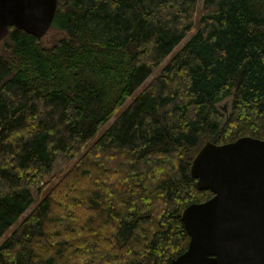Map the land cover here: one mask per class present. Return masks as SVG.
<instances>
[{
  "label": "trees",
  "instance_id": "16d2710c",
  "mask_svg": "<svg viewBox=\"0 0 264 264\" xmlns=\"http://www.w3.org/2000/svg\"><path fill=\"white\" fill-rule=\"evenodd\" d=\"M196 10V0H56L49 28L61 35L47 45L8 28L0 264H169L185 250L180 212L211 196L189 176L198 148L264 141V1ZM57 156L76 159L36 201Z\"/></svg>",
  "mask_w": 264,
  "mask_h": 264
},
{
  "label": "water",
  "instance_id": "95a60500",
  "mask_svg": "<svg viewBox=\"0 0 264 264\" xmlns=\"http://www.w3.org/2000/svg\"><path fill=\"white\" fill-rule=\"evenodd\" d=\"M55 7L56 0H0V41L9 27L40 39ZM189 176L211 196L180 212L188 240L169 264H264V141L205 142Z\"/></svg>",
  "mask_w": 264,
  "mask_h": 264
},
{
  "label": "rangeland",
  "instance_id": "374dc122",
  "mask_svg": "<svg viewBox=\"0 0 264 264\" xmlns=\"http://www.w3.org/2000/svg\"><path fill=\"white\" fill-rule=\"evenodd\" d=\"M196 6H197V10H196V16H195V18H197V16H198V8H199V6H200V0H196ZM196 20V19H195ZM194 29L195 28H193L189 33H188V35H186L181 41H180V43L170 52V54L169 55H172L176 50H178L179 49V47L189 38V36L194 32ZM60 35H61V33L60 32H58V31H56V30H53V29H51V28H49L48 30H47V32L41 37V41H42V43H44V44H48V42L50 41V40H52V39H54V38H58V37H60ZM166 60H167V58L166 59H164L156 68H154L153 69V71H152V73H151V75L146 79V81L144 82V83H146L149 79H151L152 77H154L155 75H156V73L158 72V70L166 63ZM141 89V87L140 88H137L124 102H123V104L118 108V110L116 111V113L115 114H118V113H120L127 105H128V103L131 101V99H132V97L134 96V95H136L138 92H139V90ZM227 105H228V101H223V102H221V103H219L218 104V109H220V110H222V111H224V110H226V107H227ZM112 119H113V117H111L104 125H102L100 128H99V130L96 132V134L92 137V138H90L89 139V141L87 142V144L85 145V147L84 148H86V147H88L91 143H92V141L95 139V137L97 136V135H99L103 130H105L107 127H108V125L111 123V121H112ZM76 159V156L74 157V158H72V159H70V160H65L63 157H60V156H57V158L54 160V162H53V164H52V167H51V169H50V171H49V173L47 174V175H45L44 176V182H42V183H40L38 186H37V188H40L41 189V191L38 193V194H36L35 192H33V196H34V198H35V200L37 201L42 195H44L47 191H48V189L64 174V172L71 166V164L73 163V161ZM47 180V181H46ZM44 183H46V186L45 187H43L44 186ZM37 195V196H36ZM32 207V205L29 207V208H27L26 210H25V212L22 214V216L24 217L27 213H28V211H29V209ZM21 216V217H22Z\"/></svg>",
  "mask_w": 264,
  "mask_h": 264
}]
</instances>
